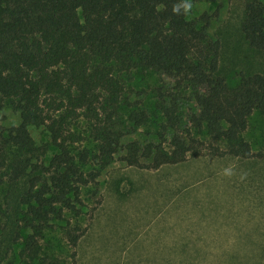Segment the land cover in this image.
Listing matches in <instances>:
<instances>
[{
    "label": "trees",
    "instance_id": "16d2710c",
    "mask_svg": "<svg viewBox=\"0 0 264 264\" xmlns=\"http://www.w3.org/2000/svg\"><path fill=\"white\" fill-rule=\"evenodd\" d=\"M216 3L218 0H206ZM183 0H0V108L10 102L20 117L18 126L0 134V183L7 168L5 151L14 149L17 159L10 180L27 179L22 204L33 234L27 249L35 254L49 221L64 211L79 214L82 190L97 183L118 153L119 141L109 127L97 126L93 138L99 143L97 167L88 169L87 150L76 151L82 137L69 129L80 111L100 122L96 105L105 94L111 108L109 120L123 93L122 74L148 70L175 79L171 93L159 91L166 128L176 131L183 122L179 103L189 91L201 108L190 121L201 136L206 132L226 152L212 145L214 156L228 154L243 160H264V149L255 152L243 134L255 113L264 114V76L240 74L235 86L220 76L221 44L210 39L209 20H190ZM241 31L249 46L264 54V5L251 0ZM206 87V91H203ZM169 103V104H168ZM136 126L146 121L145 112L134 113ZM45 129L56 154L48 164L34 163L39 152L30 129ZM163 141V137L161 138ZM162 143V142H161ZM172 148L162 144L146 148V166L158 170L184 162L189 155L202 156L205 143L175 135ZM128 165L142 167L140 148L131 146ZM84 233L70 234L73 249ZM76 259V252L72 255ZM46 261V260H44Z\"/></svg>",
    "mask_w": 264,
    "mask_h": 264
},
{
    "label": "rangeland",
    "instance_id": "374dc122",
    "mask_svg": "<svg viewBox=\"0 0 264 264\" xmlns=\"http://www.w3.org/2000/svg\"><path fill=\"white\" fill-rule=\"evenodd\" d=\"M250 1L188 0L192 5L188 19L204 24L206 17L210 39L221 44L219 74L231 87L240 74L264 76V54L252 49L241 31ZM120 80L124 90L111 121V108L102 110L109 103L102 94L96 105L100 122L80 111L68 126L82 137L76 151L87 150L91 156L88 169L97 167L95 127L109 123L119 141L118 153L97 183L82 190L78 215L64 211L60 219L49 221L35 254L27 249V238L33 234L27 220L33 221L21 203L27 179H9L17 158L14 149L5 151L8 166L0 183V264H264V160L211 155L212 145L224 152L228 146L213 142L206 132L198 135L190 118L200 114L201 108L189 91L179 103L182 124L176 131L166 128L158 94L173 92L175 79L137 69L122 74ZM141 112L146 121L136 126L131 116ZM19 123L10 102H2L0 134ZM30 132L39 149L33 162L48 164L56 154L49 134L43 128ZM175 135L187 143L189 137L200 138L206 146L203 155H189L184 162L158 170L146 167L153 163V157H144L146 148L162 144L170 151ZM243 137L255 152L264 149V114L250 118ZM132 145L140 148L142 167L125 161L133 153ZM69 233H84L76 249Z\"/></svg>",
    "mask_w": 264,
    "mask_h": 264
},
{
    "label": "clouds",
    "instance_id": "9594fccd",
    "mask_svg": "<svg viewBox=\"0 0 264 264\" xmlns=\"http://www.w3.org/2000/svg\"><path fill=\"white\" fill-rule=\"evenodd\" d=\"M181 7L184 9V12L187 13L191 9L192 5L190 2H188V0H185L183 4L174 6L173 12L178 13ZM226 174H230V170H226Z\"/></svg>",
    "mask_w": 264,
    "mask_h": 264
}]
</instances>
